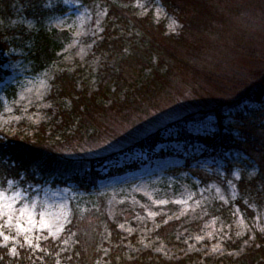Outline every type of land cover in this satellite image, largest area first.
I'll return each mask as SVG.
<instances>
[{
	"label": "rangeland",
	"instance_id": "374dc122",
	"mask_svg": "<svg viewBox=\"0 0 264 264\" xmlns=\"http://www.w3.org/2000/svg\"><path fill=\"white\" fill-rule=\"evenodd\" d=\"M206 1L217 10L216 19L199 30L195 25L181 30L180 22L167 16L158 0L127 1L137 17L148 16L152 23H163L162 36L171 37L181 30L180 42L174 38L172 43L162 40L157 32L150 36L156 37V42L167 50L165 58L171 59L174 71L159 80L160 89L153 97L138 101L131 109L107 110L101 117L95 116L101 131L97 138L86 141L84 132V137L58 144L62 155L73 158L116 152L95 168L99 177L91 197L73 189L70 183L18 184L7 172L0 174V192L5 193L0 217V249L4 256L15 261L25 251L44 260V250L49 245H55L58 254H63L79 240L82 251L94 264H113L112 258L116 264L120 260L130 264L143 255L149 261L166 262L191 256L236 258L252 245L256 233L264 232L261 208L249 204L251 213L246 214L234 204L238 195L236 181L241 174L238 167L224 175L222 163L209 158V152L207 156L198 155L200 145L185 149L173 140H164L153 147L154 153L164 149L173 153L164 157H148L143 148L129 151L123 148L170 121L212 106L224 96L225 90L230 91L233 83H238L232 80L238 73L254 80L264 71V0ZM47 3L57 4L63 10L46 16L44 24L71 36L58 63L35 75L29 74L20 59L9 58L0 66V72H6L0 84V134L15 135L31 144L35 130L53 119L49 115L53 109L49 97L53 75L59 70L73 71L80 65L92 77L104 61L110 64L105 56L92 53L103 33L104 9L90 10L77 0ZM32 23L20 17L11 21V25L22 24L27 29ZM19 53L10 47L2 55ZM121 72L129 76L130 68L122 67ZM184 160H189V170L182 167ZM131 162L136 167L107 174L109 169ZM246 173L252 176L253 168ZM198 175L204 180L198 179ZM8 197L15 198L11 210L7 207ZM215 203L226 207L227 217L211 214ZM21 209L23 216L19 215ZM17 222L23 223V230L17 227ZM173 222L177 225H166ZM109 224L116 226L114 244L109 239ZM160 230L173 235L172 244L162 240ZM234 242H238L234 249L227 248V243ZM110 246L116 252L113 256L107 255ZM203 263L195 260L187 264ZM54 264H63L62 259L58 258Z\"/></svg>",
	"mask_w": 264,
	"mask_h": 264
},
{
	"label": "trees",
	"instance_id": "16d2710c",
	"mask_svg": "<svg viewBox=\"0 0 264 264\" xmlns=\"http://www.w3.org/2000/svg\"><path fill=\"white\" fill-rule=\"evenodd\" d=\"M47 1L0 0V66L9 58L20 59L29 74L35 75L58 63L60 53L71 41V36L66 31H57L44 24L46 16L63 10L57 4L50 6ZM77 1L90 10L104 9L103 33L99 41L95 42L92 53L99 57L105 56L110 64L104 61L92 77L80 65L73 71H57L52 77L49 95L53 102L49 114L53 116L51 123L40 125L35 130L33 144L15 135L8 137L0 134V174L7 172L8 177L16 179L18 184L49 182L63 186L70 183L73 189L91 197L99 177L95 168L102 160L112 158L116 152L101 157L73 158L62 155L58 144L84 137V132L88 137L86 141H91L101 133L95 116L101 117L107 110L131 109L138 101L153 97L160 89L159 80L162 81L172 68L169 63L171 59L165 58L167 50L156 42V37L150 39V36L157 32L162 40L172 43L174 38L180 42L182 29L190 25H195L197 30L205 29L216 19L217 10L206 0H158L166 15L181 24L177 36L166 37L162 36L163 23H152L148 16L137 17L131 11L128 0ZM16 17L31 20L32 27L27 29L22 24L11 25ZM10 47L17 49L19 55L4 57L2 54ZM122 67L130 68L129 76H123ZM5 74L0 72V83ZM236 76L232 80L238 83H233L230 91L225 90L224 96L220 95L222 97L212 106L201 107L170 121L166 126L133 140L123 148L128 151L136 147L143 148L149 157H164L173 153L168 149L157 153L153 151V147L164 140L176 141L185 149L200 145L198 155L207 156L209 152V158L222 163L224 175L229 174L233 167L240 169L241 174L236 181L238 195L234 204L246 214L251 213L249 204H254L262 209L264 217V71L254 80H248L240 73ZM218 92L223 94L221 89ZM204 124L207 127L202 128ZM45 142L48 145L43 144ZM187 163L189 160L184 162L183 168L189 170ZM135 166L136 163L131 162L124 167L109 169L107 174ZM249 168H253L250 177L246 173ZM205 176L208 178V175ZM196 177L204 180L202 175ZM210 211L212 215L222 218L228 216L226 207L218 203ZM166 225L172 227L177 223ZM109 228V239L114 244L117 241L116 226L109 224ZM158 233L166 243H173V235L167 230ZM80 244L79 240L76 241L63 254H58L55 245H49L44 250V260L38 258L36 253L34 257L23 251L20 259L13 261L4 256L0 249V264H54L58 258L62 259L63 264H94L95 261H90L91 258L84 254ZM237 244L227 243V248L234 249ZM94 252H97V248ZM108 254H116L113 247L110 246ZM195 260H203V264H264V232L256 233L252 245L236 258L191 256L166 262L149 261L143 255L137 256L130 264H187ZM112 262L116 264L114 258ZM118 262L124 264L125 261Z\"/></svg>",
	"mask_w": 264,
	"mask_h": 264
},
{
	"label": "snow or ice",
	"instance_id": "6c2138e0",
	"mask_svg": "<svg viewBox=\"0 0 264 264\" xmlns=\"http://www.w3.org/2000/svg\"><path fill=\"white\" fill-rule=\"evenodd\" d=\"M4 199H5V193L4 192H0V217L3 216ZM14 200H15L14 197H8V205H7V207L10 210L13 207ZM19 215L20 216H23L24 215V210L23 209L20 210ZM9 219L11 220L12 217L9 216ZM17 227H19L21 230H23L24 225H23V223L17 222Z\"/></svg>",
	"mask_w": 264,
	"mask_h": 264
}]
</instances>
